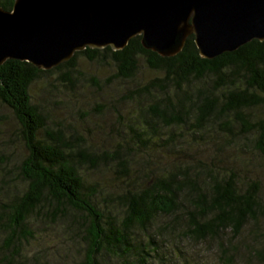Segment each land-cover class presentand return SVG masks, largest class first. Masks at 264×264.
<instances>
[{
	"label": "trees",
	"instance_id": "trees-1",
	"mask_svg": "<svg viewBox=\"0 0 264 264\" xmlns=\"http://www.w3.org/2000/svg\"><path fill=\"white\" fill-rule=\"evenodd\" d=\"M79 58L112 74L85 75ZM39 80L106 102L87 107L104 144L47 128L30 95ZM0 105L25 151L14 162L0 149V264H186L185 241L212 246L218 264H264V40L210 60L193 36L169 58L137 36L49 71L7 60Z\"/></svg>",
	"mask_w": 264,
	"mask_h": 264
},
{
	"label": "water",
	"instance_id": "water-1",
	"mask_svg": "<svg viewBox=\"0 0 264 264\" xmlns=\"http://www.w3.org/2000/svg\"><path fill=\"white\" fill-rule=\"evenodd\" d=\"M160 57L186 39L202 59L264 40V0H14L0 7V65L27 62L49 71L86 48L124 49L134 37Z\"/></svg>",
	"mask_w": 264,
	"mask_h": 264
},
{
	"label": "rangeland",
	"instance_id": "rangeland-1",
	"mask_svg": "<svg viewBox=\"0 0 264 264\" xmlns=\"http://www.w3.org/2000/svg\"><path fill=\"white\" fill-rule=\"evenodd\" d=\"M78 61V65L85 75H94L103 80L105 77L112 74L111 70L113 69L111 68L88 64V62L83 61L81 58H79ZM140 71L141 73L138 79L146 81L148 72L143 66L140 67ZM77 84L79 85L73 94L75 99L70 97V93L66 94L64 92L63 94H58L56 89L52 87L49 88V85L43 82V80H39L31 86L30 95L34 103H41L44 105L45 112L47 113L45 114L47 128L54 127V123L59 124L64 129L70 126L75 129L74 131L77 130V134H81L83 137L85 136L88 143L94 146L102 145L104 144V140L94 126L96 124L102 125V121L96 119L93 115V111L87 107H89L92 102H95L98 106H104L106 102L100 99H91L97 97L95 95L90 96V91L92 90L89 88H81V83ZM54 85H56V83H54ZM44 100H46L47 103H44ZM118 107L122 110L121 106L118 105ZM110 115L111 114H108L107 116L111 117ZM0 118L3 119H0V149L5 145L2 148L3 153L10 155L9 158L12 157L13 159L11 158V160L17 162L25 151L22 144L17 139V136L15 135V137H13L14 133L17 132L15 120L12 113L2 105H0ZM106 140L108 141L107 136ZM52 241H49V243ZM208 247L203 244L196 245L195 243L191 245L189 242L185 241L184 244L180 245V254L185 258L186 264H218L214 252L215 250L212 246L208 245ZM50 248L54 250L56 247L50 245Z\"/></svg>",
	"mask_w": 264,
	"mask_h": 264
}]
</instances>
